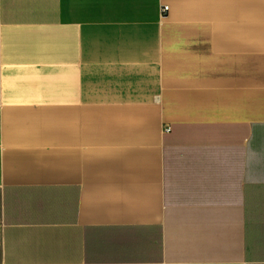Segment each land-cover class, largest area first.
I'll return each instance as SVG.
<instances>
[{
  "label": "crops",
  "instance_id": "0c3cea01",
  "mask_svg": "<svg viewBox=\"0 0 264 264\" xmlns=\"http://www.w3.org/2000/svg\"><path fill=\"white\" fill-rule=\"evenodd\" d=\"M0 264H264V0H0Z\"/></svg>",
  "mask_w": 264,
  "mask_h": 264
},
{
  "label": "built area",
  "instance_id": "2783aa9c",
  "mask_svg": "<svg viewBox=\"0 0 264 264\" xmlns=\"http://www.w3.org/2000/svg\"><path fill=\"white\" fill-rule=\"evenodd\" d=\"M169 11V8L168 7H163L162 8V14H165Z\"/></svg>",
  "mask_w": 264,
  "mask_h": 264
}]
</instances>
